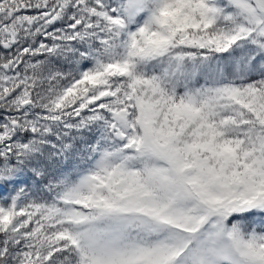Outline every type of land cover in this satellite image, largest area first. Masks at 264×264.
<instances>
[{
	"label": "snow or ice",
	"instance_id": "snow-or-ice-1",
	"mask_svg": "<svg viewBox=\"0 0 264 264\" xmlns=\"http://www.w3.org/2000/svg\"><path fill=\"white\" fill-rule=\"evenodd\" d=\"M0 264H264V0H0Z\"/></svg>",
	"mask_w": 264,
	"mask_h": 264
}]
</instances>
